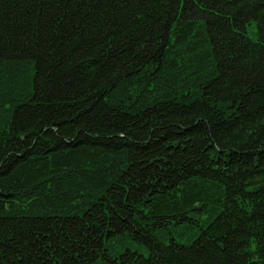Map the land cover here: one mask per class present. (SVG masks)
Segmentation results:
<instances>
[{"label":"trees","instance_id":"trees-1","mask_svg":"<svg viewBox=\"0 0 264 264\" xmlns=\"http://www.w3.org/2000/svg\"><path fill=\"white\" fill-rule=\"evenodd\" d=\"M0 264H264V0H0Z\"/></svg>","mask_w":264,"mask_h":264}]
</instances>
